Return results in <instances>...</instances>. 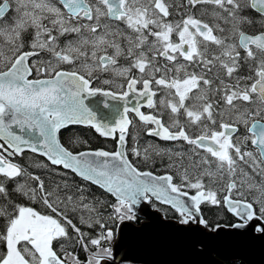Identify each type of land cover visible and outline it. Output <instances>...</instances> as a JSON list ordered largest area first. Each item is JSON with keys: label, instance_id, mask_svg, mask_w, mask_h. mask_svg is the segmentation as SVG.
Listing matches in <instances>:
<instances>
[{"label": "snow or ice", "instance_id": "obj_1", "mask_svg": "<svg viewBox=\"0 0 264 264\" xmlns=\"http://www.w3.org/2000/svg\"><path fill=\"white\" fill-rule=\"evenodd\" d=\"M197 5L213 6L212 16L228 28L210 25L192 14L170 21L175 11L172 0H58V4L0 0V139L4 141L0 143V177L15 181L26 174L9 153L21 155L27 148L112 194L116 198L108 218L112 224L135 219L134 206L151 196L176 208L181 223L188 224L195 220L192 206L198 212L201 203L219 204L218 193L222 192L229 210L239 219L234 227L259 221L252 226L264 233V180L257 184L253 179L254 175L264 177V32L249 35L241 30L251 23L242 13L253 9L264 15V0H185L186 7ZM113 21L126 30L113 28ZM72 34L76 38L60 47L59 38ZM26 35H30L27 45ZM209 45L218 54H210ZM41 51L50 53L53 60H34ZM120 58L128 61L126 66L119 64ZM63 65L72 70H64ZM242 67H249L250 75H239ZM99 73H112L126 83L118 85L120 92L94 87V74ZM111 83L103 80L105 85ZM158 93H162L159 100ZM130 94H135L137 106H125L114 122L99 120L86 103L98 95L127 100ZM254 104L257 107H251ZM145 105L157 114L142 112ZM159 109L169 113L167 126ZM129 111L155 125L149 135L194 146L188 165H180L181 183H174L171 174L142 172L128 159ZM181 115L186 118L184 124ZM70 124L90 126L101 136L117 138V150L70 151L58 136ZM189 125L199 129L196 136L186 131ZM241 125L247 134H241ZM13 126L38 130L39 135L26 139ZM249 144L252 150H247ZM131 151L141 155L139 148ZM144 158H149L147 149ZM31 178L38 188L18 183L16 191L29 199L39 194L44 205L57 213L59 198L56 204L51 202L54 193L46 190L38 176ZM219 181L224 183L213 187ZM5 182H0V196L7 198ZM185 188L196 190L190 196L191 205L181 199L189 197ZM253 191L257 195L249 199L246 193ZM81 206L93 210L89 204ZM12 207L13 212L0 208V216L6 217L0 232L5 246L0 264H81L61 243L71 237L60 219L32 207ZM58 214L87 249L80 228L62 211ZM96 223L102 232L89 241L95 251L87 264H110L112 249L105 245L115 238V231L107 223ZM54 241L61 254L54 249Z\"/></svg>", "mask_w": 264, "mask_h": 264}, {"label": "trees", "instance_id": "obj_2", "mask_svg": "<svg viewBox=\"0 0 264 264\" xmlns=\"http://www.w3.org/2000/svg\"><path fill=\"white\" fill-rule=\"evenodd\" d=\"M128 119L131 122L135 120L134 117H129ZM59 138L61 143L74 153L85 150H105L112 152L117 149L118 145L116 138L101 136L93 127L81 124H70L66 128L61 129L59 132ZM180 145L182 147L186 144L158 143L157 148L162 149L163 151H156L157 154H153L155 158L151 164L144 166L141 164L142 160L140 156L133 155L131 151L134 147L139 148L141 155L144 156L145 149L143 148V145L136 142H127L128 159L139 170H149L157 174H171L174 176L173 182L179 184L181 183L179 173L175 171L174 168L181 164V157L174 158V165H169L167 162L168 157L175 155L174 151H176ZM150 153L151 152L148 151V156L152 157ZM10 158L13 162L18 163L24 169L26 174L22 177H18L15 181L5 182L3 177H0V182H5L9 191V196L7 198L0 196V208L6 209L7 212H13V205L32 207L41 214L53 215L54 218L60 219L71 237L70 240L61 241V243L64 244L66 251L77 255L81 261L86 259L87 251H95V247L90 245L89 241L90 239L97 238L102 232L101 227L96 221L107 223V226L113 228L116 234L118 223L112 224L108 220L109 216L113 214L112 205L116 203V198L112 194L104 191L99 186L77 177L71 170L64 169L59 165H52L45 156L40 153H33L29 149H26L21 155H12ZM35 176H38L40 180L44 182L47 191L54 193L51 197V202L56 204L57 198H59L60 202L56 205L58 209L57 213H53L51 209L44 205L39 194L36 199H29L27 196L16 191L18 183L25 184L26 188H38V182L31 178ZM50 177H52L51 181L56 183L57 186L48 185ZM205 183H208L207 177H205ZM214 186L215 184L213 187ZM81 196L84 198L83 201L80 200ZM67 197H72V200L66 199ZM218 198L220 199L219 204L213 205L210 202L200 204V221H206V223H200L208 228L223 224L230 225L235 221V214L229 210L219 194ZM81 204H89L93 210L89 211V209L83 208ZM153 205L163 209V214L165 216L172 217L178 221L181 220V218L176 217L173 214L175 212L179 213L176 208L170 205L162 206L158 203H154ZM60 211H62L68 219H71L78 228H80L81 233L83 234L84 243L89 245L87 249H85L79 242L78 234L70 226L66 225L65 221L59 216L58 213ZM82 218L85 222H81ZM133 220L139 222L140 217L135 214V219ZM5 223L6 217L0 216V232H3ZM53 246L58 253L61 254L59 251L60 245L54 241ZM105 246L110 247L111 242ZM4 251L5 246L3 242H0V254H3Z\"/></svg>", "mask_w": 264, "mask_h": 264}, {"label": "water", "instance_id": "obj_3", "mask_svg": "<svg viewBox=\"0 0 264 264\" xmlns=\"http://www.w3.org/2000/svg\"><path fill=\"white\" fill-rule=\"evenodd\" d=\"M105 102L108 107H105ZM86 103L97 113L99 120L114 122L118 119V114L123 113L125 106L136 107L138 101L135 94H130L127 100H113L111 97L98 95L89 98ZM13 128L26 139L39 135L38 130L26 131L16 126ZM1 142H4L3 139H0ZM190 196L181 199L191 205ZM192 208L195 221L184 224L165 216L148 199L141 198L134 206V212L142 218L141 221L136 223L125 220L118 223L111 243L113 258L110 264H264V233L255 231L252 226L259 221H254L245 228L234 227L238 221L209 229L199 222V211L194 206Z\"/></svg>", "mask_w": 264, "mask_h": 264}, {"label": "flooded vegetation", "instance_id": "obj_4", "mask_svg": "<svg viewBox=\"0 0 264 264\" xmlns=\"http://www.w3.org/2000/svg\"><path fill=\"white\" fill-rule=\"evenodd\" d=\"M52 2L58 4V0H52ZM172 2H173V5L175 6V11L173 12L172 15H170L168 17V20H170V21H179V20H181V18L183 16H185L187 14H192L195 17L202 19L204 22L209 23L210 25H212L214 23H219L222 28H228V25H226L222 20H217L215 17L212 16L213 6H211V5H197L196 8H191V7L185 6V0H172ZM242 15L246 16L251 21L250 24H244L242 26V28H241L242 31H244L246 34H249V35H257L261 32H264V15H261L260 13H258L257 11H255L253 9H246L242 13ZM111 23H112L113 28L119 27L121 30H126L125 26L123 24H120V23L115 22V21H113ZM217 34H220V33H217ZM227 34H228L227 32L224 33V35H227ZM74 37H75V34H72L70 36L60 37L59 41H58L59 46L64 47V45L69 40H73ZM149 39L151 40L152 38L149 37ZM173 39L174 40L176 39L175 35L173 36ZM29 40H30V35H26V37H25L26 45L29 42ZM229 42H231V41H229ZM26 50H28V49L26 48ZM108 51L111 54L112 49H109ZM209 52H210V54H218V49L214 45H209ZM6 54L7 53L5 52V55ZM243 55H244V52H243V50H241V56H243ZM33 59L38 60V61H51V60H53V57L50 53L41 51L39 56L34 57ZM127 63H128V61H126L123 58H120L119 64L121 66L127 65ZM161 63H163V61H161ZM62 67L64 68V70H72V66H70V65H63ZM133 74L134 75L136 74L135 71L133 72ZM213 74H210V75H213ZM97 75L99 76L98 80L96 79ZM239 75H241V76L250 75L249 67H242L239 71ZM221 77L223 78L222 72H221ZM105 79L112 81V83L110 85L103 84V80H105ZM125 83H126V81L124 78L116 77L112 73L94 74V77H93V86L94 87L111 89V90L116 91V92H120L122 90L120 87H118V85H123ZM123 90H126V89H123ZM161 95H162V93H158L156 99L159 100ZM221 107H223V106L221 105ZM251 107H257V105L254 104V105H251ZM129 109H131V108H129ZM141 111L144 112L145 114H157V112L155 110L147 108L146 105L144 107H141ZM158 112L161 115L165 125L167 126V124L169 123V113L164 109H159ZM225 112H227L226 109H225ZM127 115H128V118L129 117L135 118V120L132 121L131 125L128 127L127 142H136V143L150 142V143H155V144H158V143H166V144L183 143V144H186L185 146L181 147V145H180L178 148L177 147H174V148H177L175 152H179L181 154L180 155V157L182 159L181 163H183L184 166L188 165L189 157H192V155H193V153H192V150L194 147L193 145H190L183 140L170 141V140L161 139L160 137L155 136V135H149V129L154 128L155 125L150 124V123L146 124V123L140 121L139 117L136 115L135 112L129 111ZM185 119L186 118L183 115L180 116L181 124L185 123ZM257 119H259V117H257ZM240 129H241V134H247L246 130L244 129V127L242 125L240 126ZM186 131H188L189 135L193 136V137L199 133V129L196 126H192V125H189L186 128ZM117 141H118V139H117ZM252 148H253V146L250 144L247 146V150H252ZM193 158L198 159L199 157H193ZM141 164H143L144 166L149 165L145 162H141ZM174 169L178 173L182 172V170H183L180 166L178 168L176 167ZM140 171L151 172L149 170H140ZM245 171L251 172V170L248 168H245ZM152 173L154 175H165V174H157L155 172H152ZM253 179L255 180V182L257 184H259L262 180H264V177H261L259 175H254ZM223 183H224L223 181H219L217 184H215L214 187H217L219 184H223ZM183 191H187L189 193V195H194L196 192L195 189H188V188L183 189ZM218 194L223 198L222 192L218 193ZM246 195H248L249 199H252L253 197H255L257 195V193L255 191H253L251 194L246 193ZM148 200L152 205L154 203H158L162 206H164V205L168 206L169 205V204L163 202L162 200L156 199L155 197H150ZM153 206H155V205H153ZM254 206L256 208H259V204H256ZM199 213H200V217H201L200 208H199ZM173 214L176 217H179L182 219L180 213L175 212ZM200 219H199V221H200ZM179 221H181V220H179ZM192 221H194V220H192ZM238 221H239V219H238V217H236L235 221L233 223L238 222ZM216 226H218V225H216ZM215 227H211V228H215Z\"/></svg>", "mask_w": 264, "mask_h": 264}, {"label": "rangeland", "instance_id": "obj_5", "mask_svg": "<svg viewBox=\"0 0 264 264\" xmlns=\"http://www.w3.org/2000/svg\"><path fill=\"white\" fill-rule=\"evenodd\" d=\"M76 37H74L73 38V40L75 39ZM123 66H126V65H123ZM142 145H143V148L144 149H147L148 151H150L151 153H150V155L152 156V157H149L147 160L144 158V156H142V155H140V158H141V160H142V162H145V163H147V164H151V162L154 160V156H153V154L155 153V154H157V152L156 151H158V150H161V151H163L162 149H159V148H157V144H155V143H150V142H142L141 143ZM174 153H175V155H172V156H170V157H168V164L169 165H174V158H179L180 157V155L178 156L177 155V153H179V152H175L174 151ZM180 154V153H179ZM166 163V164H167ZM180 165H178L177 166V168L179 167ZM51 178L52 177H50L49 178V180H48V185L49 186H57V184L56 183H53L52 181H51ZM54 178V177H53ZM155 208H158L159 210H161L162 211V213L164 212V210L163 209H160L159 207H156V206H154ZM137 216H139V215H137ZM140 217V216H139ZM141 217H140V221H141ZM132 221H134V220H132ZM139 221V222H140ZM134 222H136V221H134ZM139 222H136V223H139ZM208 228V227H207ZM209 229H211V228H209ZM111 243H112V241H111ZM54 247V246H53ZM55 249V248H54ZM91 253L92 252H90V251H87L86 252V259L84 260V261H81V264H87V260H88V258H89V256L91 255ZM59 254V253H58ZM75 256H77V255H75ZM78 257V256H77ZM79 259V258H78Z\"/></svg>", "mask_w": 264, "mask_h": 264}, {"label": "bare ground", "instance_id": "obj_6", "mask_svg": "<svg viewBox=\"0 0 264 264\" xmlns=\"http://www.w3.org/2000/svg\"><path fill=\"white\" fill-rule=\"evenodd\" d=\"M144 219V218H143ZM178 221V220H177ZM195 221V220H194ZM200 222V221H199ZM189 247H191V246H189ZM192 248V247H191Z\"/></svg>", "mask_w": 264, "mask_h": 264}]
</instances>
